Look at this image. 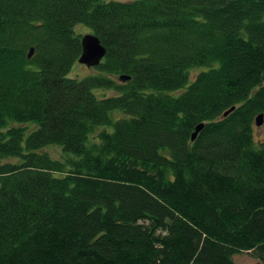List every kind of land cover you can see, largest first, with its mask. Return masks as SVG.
Segmentation results:
<instances>
[{"label": "trees", "instance_id": "trees-1", "mask_svg": "<svg viewBox=\"0 0 264 264\" xmlns=\"http://www.w3.org/2000/svg\"><path fill=\"white\" fill-rule=\"evenodd\" d=\"M261 114L264 0H0V264H264Z\"/></svg>", "mask_w": 264, "mask_h": 264}, {"label": "water", "instance_id": "water-1", "mask_svg": "<svg viewBox=\"0 0 264 264\" xmlns=\"http://www.w3.org/2000/svg\"><path fill=\"white\" fill-rule=\"evenodd\" d=\"M81 45H82V54L79 59V63L82 65H85L88 68H95L98 67L104 57L106 56L107 50L102 45L100 39L95 34H87L84 35L81 39ZM35 54L34 49H31L28 57L32 58ZM130 78L128 77H121L122 81H127ZM234 111V108L225 113V116H227L229 113ZM264 124V115L261 114L256 119V125L257 127H261ZM204 124H201L196 127L195 132L192 135V141H195L198 137L199 133L204 129Z\"/></svg>", "mask_w": 264, "mask_h": 264}, {"label": "rangeland", "instance_id": "rangeland-1", "mask_svg": "<svg viewBox=\"0 0 264 264\" xmlns=\"http://www.w3.org/2000/svg\"><path fill=\"white\" fill-rule=\"evenodd\" d=\"M76 31L79 34H81L82 37L84 35L91 34L90 30L88 28H86L84 26H81V25L76 27ZM94 74H98V72H97V70L95 68H88L85 65H82L79 62H77L73 66L69 76L71 78H75V79H78V80H83V79H85L87 77H90L91 75H94ZM196 74H197V71H194L191 74L190 78L192 80H194L195 77H196ZM191 79L189 80V83L193 82ZM116 80H118V79H116ZM108 94H112V93H108ZM119 113H121V112H119ZM116 117L120 118L119 114H118V116L113 114L114 122L117 120ZM255 134H256V137H255L256 140L263 139L264 138V128H263V126L262 127H257L256 126ZM59 152H60L59 150H55L54 149L53 154L56 155L57 157H60V153ZM234 259H235V262L237 264H259V262L257 260H255L254 258H252L251 254H249V253H241V254L235 256Z\"/></svg>", "mask_w": 264, "mask_h": 264}]
</instances>
